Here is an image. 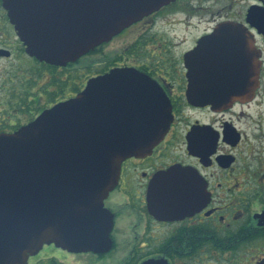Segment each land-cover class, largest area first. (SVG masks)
<instances>
[{"label":"flooded vegetation","instance_id":"af4514ba","mask_svg":"<svg viewBox=\"0 0 264 264\" xmlns=\"http://www.w3.org/2000/svg\"><path fill=\"white\" fill-rule=\"evenodd\" d=\"M166 12H182L186 29H202L179 58L175 38L158 24ZM229 25L254 38V94L224 108L193 102L188 94L207 91L202 85L214 75L203 69L208 58L195 57L190 67L188 55L205 50L207 38ZM129 37L133 41L116 56L81 66ZM115 69L150 79L170 103V126L149 153L121 165L103 205L113 217L109 251L50 243L26 264H264V0H175L65 65L30 55L0 0V137L16 134Z\"/></svg>","mask_w":264,"mask_h":264},{"label":"water","instance_id":"95a60500","mask_svg":"<svg viewBox=\"0 0 264 264\" xmlns=\"http://www.w3.org/2000/svg\"><path fill=\"white\" fill-rule=\"evenodd\" d=\"M172 1L4 4L28 53L65 65ZM222 31L207 38L205 50L187 56L190 67L195 57L208 58L203 69L214 75L202 85L207 91H193L189 99L219 108L250 99L259 73L253 36L234 25ZM131 71L115 69L90 81L76 98L0 137V264H26L50 243L77 251L111 249L113 217L104 200L119 181L122 163L149 153L172 119L168 100L150 79ZM148 117L152 121L145 125L142 119Z\"/></svg>","mask_w":264,"mask_h":264},{"label":"rangeland","instance_id":"374dc122","mask_svg":"<svg viewBox=\"0 0 264 264\" xmlns=\"http://www.w3.org/2000/svg\"><path fill=\"white\" fill-rule=\"evenodd\" d=\"M223 3H228V1H224ZM181 13L168 14V12H166L158 19V24H164L167 26L168 31L166 29L165 30L169 33H163L168 34L169 37H174L175 42L178 43L177 48L173 49V55L175 56V58H179V56L181 57V55L192 46L194 38L202 32V29H199L198 31L193 30L192 28L186 29V27H188L187 25L179 23L182 22L183 19H185V15ZM196 20L197 19H194L192 20V22L194 23ZM158 29L159 28L157 26V30ZM130 39L131 38L129 37V39L124 38L122 40H119L118 42H114L113 44L105 48L103 57H101L100 55H92L88 57L84 62H82L83 65L81 66H89L87 64H90L92 62V65H97L101 61L104 62V56L108 58L116 56L119 51L126 47V44ZM130 41L132 42L133 39H131Z\"/></svg>","mask_w":264,"mask_h":264}]
</instances>
